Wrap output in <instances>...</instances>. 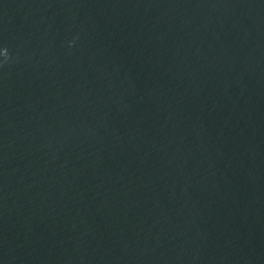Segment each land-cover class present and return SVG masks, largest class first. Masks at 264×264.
Masks as SVG:
<instances>
[{
	"label": "water",
	"instance_id": "water-1",
	"mask_svg": "<svg viewBox=\"0 0 264 264\" xmlns=\"http://www.w3.org/2000/svg\"><path fill=\"white\" fill-rule=\"evenodd\" d=\"M0 264H264V0H0Z\"/></svg>",
	"mask_w": 264,
	"mask_h": 264
}]
</instances>
